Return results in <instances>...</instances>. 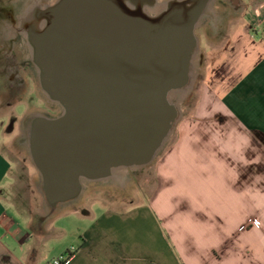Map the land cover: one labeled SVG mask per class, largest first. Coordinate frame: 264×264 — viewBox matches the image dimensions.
<instances>
[{
    "label": "water",
    "instance_id": "obj_1",
    "mask_svg": "<svg viewBox=\"0 0 264 264\" xmlns=\"http://www.w3.org/2000/svg\"><path fill=\"white\" fill-rule=\"evenodd\" d=\"M215 1L56 0L27 11L31 61L60 111L25 121L50 207L75 205L85 184L140 170L164 152L181 119L173 99L195 79V32Z\"/></svg>",
    "mask_w": 264,
    "mask_h": 264
},
{
    "label": "crops",
    "instance_id": "obj_2",
    "mask_svg": "<svg viewBox=\"0 0 264 264\" xmlns=\"http://www.w3.org/2000/svg\"><path fill=\"white\" fill-rule=\"evenodd\" d=\"M252 8L251 21L261 9L256 26L239 28L217 64L215 107L177 125L156 161L150 204L59 208L54 216L71 212L83 222L78 240H61L52 258L72 251L66 264H264V214L236 221L242 196L264 192V1ZM1 143L0 264H40L26 212L5 192L11 163ZM261 202L244 206L260 210ZM251 230L262 235L255 243L243 236Z\"/></svg>",
    "mask_w": 264,
    "mask_h": 264
},
{
    "label": "rangeland",
    "instance_id": "obj_3",
    "mask_svg": "<svg viewBox=\"0 0 264 264\" xmlns=\"http://www.w3.org/2000/svg\"><path fill=\"white\" fill-rule=\"evenodd\" d=\"M49 1L52 3L56 0H0V126L2 125L0 141L2 151L11 163V175L5 192H8L7 197L11 203L23 207V211L26 212L29 229L36 234L32 244L38 253L40 264L50 261L61 249V240L64 243L74 237L78 240L83 222L78 215L71 212L54 216L57 209L50 207L43 196L40 175L31 161L26 145L25 121L28 118L37 116L52 119L59 114L57 105L42 92L21 27V19L26 17L27 11L35 6L43 7ZM218 1L216 0L212 7L211 18L195 32L199 39V50L195 58V79L192 89L185 98L173 99L181 112L178 125L185 119L193 118L198 107L205 109L215 107L218 93L213 92L214 86L211 84H215L213 79L217 78V64L221 65V62L225 61L234 34L239 28L248 29L256 26L261 9L256 10L258 15L251 21L250 18H254L252 7L264 0H235L239 3L236 6L230 3L233 0ZM258 29L259 38L263 26H258ZM215 119L219 123L225 121L222 116ZM174 137L175 134L172 135L166 150ZM159 157L151 165L137 171H127L124 176L113 175L111 179H114L107 182L85 184L84 192L71 204H75L79 209L88 205L92 207L101 205L125 207L142 203L149 205L156 181L154 167ZM243 196L241 200L244 199V203L242 202V208L237 210L236 221L250 215L263 217L264 202L261 201H264V192L263 197L261 192L260 195L249 194L248 198ZM171 197L173 199L179 197V192L171 193ZM250 200L252 204L257 202V207H260V202L263 206L260 210L254 205L244 206L245 202L248 203ZM257 225L254 222L253 226ZM58 226L65 229L64 235L55 229ZM262 235L264 237V231ZM262 235L256 230H251L243 236L255 243Z\"/></svg>",
    "mask_w": 264,
    "mask_h": 264
},
{
    "label": "built area",
    "instance_id": "obj_4",
    "mask_svg": "<svg viewBox=\"0 0 264 264\" xmlns=\"http://www.w3.org/2000/svg\"><path fill=\"white\" fill-rule=\"evenodd\" d=\"M71 253L72 251L62 254L60 256L54 257L50 261H48L46 264H66L67 261L69 260Z\"/></svg>",
    "mask_w": 264,
    "mask_h": 264
},
{
    "label": "bare ground",
    "instance_id": "obj_5",
    "mask_svg": "<svg viewBox=\"0 0 264 264\" xmlns=\"http://www.w3.org/2000/svg\"><path fill=\"white\" fill-rule=\"evenodd\" d=\"M190 88H191V86L188 88L187 91H190ZM180 96L184 97L185 96V92L182 95H180ZM126 172H127V170H125V169H116V170H114L112 172V177H113V175H116L118 177L124 176L126 174ZM112 179H114V178H112ZM110 180H111V177L109 179H107L106 181H110Z\"/></svg>",
    "mask_w": 264,
    "mask_h": 264
},
{
    "label": "flooded vegetation",
    "instance_id": "obj_6",
    "mask_svg": "<svg viewBox=\"0 0 264 264\" xmlns=\"http://www.w3.org/2000/svg\"><path fill=\"white\" fill-rule=\"evenodd\" d=\"M50 2V1H49ZM217 2H219L218 0H217ZM222 2H225V1H222ZM231 4H233L234 6H236V4H239L237 1H235V0H233L232 2H230ZM238 6V5H237ZM21 27H23V18L21 19ZM59 113H60V111H59Z\"/></svg>",
    "mask_w": 264,
    "mask_h": 264
}]
</instances>
